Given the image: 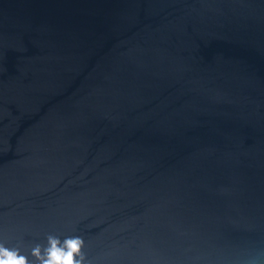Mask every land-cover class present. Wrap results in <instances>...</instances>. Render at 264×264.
Masks as SVG:
<instances>
[{
	"label": "water",
	"instance_id": "1",
	"mask_svg": "<svg viewBox=\"0 0 264 264\" xmlns=\"http://www.w3.org/2000/svg\"><path fill=\"white\" fill-rule=\"evenodd\" d=\"M49 236L86 264L264 249V0H0V246Z\"/></svg>",
	"mask_w": 264,
	"mask_h": 264
},
{
	"label": "clouds",
	"instance_id": "2",
	"mask_svg": "<svg viewBox=\"0 0 264 264\" xmlns=\"http://www.w3.org/2000/svg\"><path fill=\"white\" fill-rule=\"evenodd\" d=\"M66 247L62 246L57 236H49L45 245L37 244L31 250V255L36 258L37 264H86V259L81 251L84 241L80 237L65 238ZM0 254L6 259H0V264H29L28 258L19 253L18 249L11 250L0 246ZM264 249H257L233 264H264Z\"/></svg>",
	"mask_w": 264,
	"mask_h": 264
}]
</instances>
